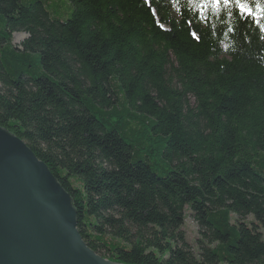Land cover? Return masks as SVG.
Listing matches in <instances>:
<instances>
[{
  "label": "trees",
  "instance_id": "obj_1",
  "mask_svg": "<svg viewBox=\"0 0 264 264\" xmlns=\"http://www.w3.org/2000/svg\"><path fill=\"white\" fill-rule=\"evenodd\" d=\"M262 25L189 0H0V126L69 193L93 252L264 264L245 221L264 227Z\"/></svg>",
  "mask_w": 264,
  "mask_h": 264
},
{
  "label": "water",
  "instance_id": "obj_2",
  "mask_svg": "<svg viewBox=\"0 0 264 264\" xmlns=\"http://www.w3.org/2000/svg\"><path fill=\"white\" fill-rule=\"evenodd\" d=\"M47 165L0 126V264H123L93 252Z\"/></svg>",
  "mask_w": 264,
  "mask_h": 264
},
{
  "label": "snow or ice",
  "instance_id": "obj_3",
  "mask_svg": "<svg viewBox=\"0 0 264 264\" xmlns=\"http://www.w3.org/2000/svg\"><path fill=\"white\" fill-rule=\"evenodd\" d=\"M145 2L149 3L150 0H145ZM189 2L200 9L202 13L208 7H211L216 12H219L222 8L235 7L241 16L250 17L257 24H260L261 20L264 19V0H189ZM193 36L197 39L199 38L196 33H193Z\"/></svg>",
  "mask_w": 264,
  "mask_h": 264
},
{
  "label": "rangeland",
  "instance_id": "obj_4",
  "mask_svg": "<svg viewBox=\"0 0 264 264\" xmlns=\"http://www.w3.org/2000/svg\"><path fill=\"white\" fill-rule=\"evenodd\" d=\"M25 37H26V33H24V32H15V33H13V36H12V43L16 46ZM184 213H185V218H184L183 225H182L181 229L184 232V235L186 237L185 238L186 241L192 247L191 249L193 250V252H196L197 249L195 247V244H194L193 240L197 237V231H196L197 230V225L191 219V217L188 216L187 210H185ZM245 221L246 222H251V223L257 225L259 230H260V232H261V234L264 235V227L261 226L259 223L255 222V220H253L252 216H250V215L246 216L245 217Z\"/></svg>",
  "mask_w": 264,
  "mask_h": 264
},
{
  "label": "bare ground",
  "instance_id": "obj_5",
  "mask_svg": "<svg viewBox=\"0 0 264 264\" xmlns=\"http://www.w3.org/2000/svg\"><path fill=\"white\" fill-rule=\"evenodd\" d=\"M151 14L155 17V15H156V12L154 11V10H152L151 11ZM157 25L159 26L160 25V27H161V25H163V27L162 28H164V29H167V26H165L164 24H160L159 22H157ZM19 138V137H18ZM20 139V138H19ZM23 141V140H22ZM24 142V141H23ZM25 143V142H24ZM78 231V230H77Z\"/></svg>",
  "mask_w": 264,
  "mask_h": 264
}]
</instances>
